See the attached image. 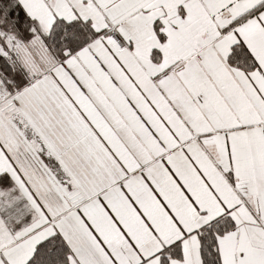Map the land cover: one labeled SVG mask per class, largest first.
I'll return each mask as SVG.
<instances>
[{
  "label": "snow or ice",
  "instance_id": "1",
  "mask_svg": "<svg viewBox=\"0 0 264 264\" xmlns=\"http://www.w3.org/2000/svg\"><path fill=\"white\" fill-rule=\"evenodd\" d=\"M0 264H264V0H0Z\"/></svg>",
  "mask_w": 264,
  "mask_h": 264
}]
</instances>
